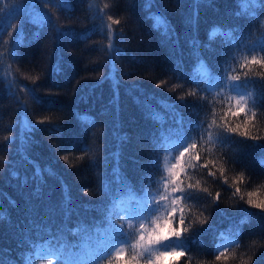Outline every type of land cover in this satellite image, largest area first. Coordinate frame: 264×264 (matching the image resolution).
Masks as SVG:
<instances>
[{"label": "trees", "instance_id": "trees-1", "mask_svg": "<svg viewBox=\"0 0 264 264\" xmlns=\"http://www.w3.org/2000/svg\"><path fill=\"white\" fill-rule=\"evenodd\" d=\"M58 5L59 0H0V210L5 216L0 220V264H25L34 250L22 241L47 240L45 227L53 236L59 230L69 246L75 245L71 248L75 259L96 264L102 249L114 242L111 235L114 225L121 224V207L135 211L144 206L158 189L164 161L175 163L174 157L183 151L182 138L199 139L189 123L210 122L213 101L219 116L227 110V89L223 100L202 91L210 83L208 75L220 77L231 69L230 74L239 72L242 80L244 72L252 76L255 83L242 84L241 90L252 91L257 98L254 123L264 134V79L253 75L264 72V67L248 63L252 55L264 58V10L259 4L68 0V9ZM152 14L167 18L171 38L154 28ZM36 16H48L52 23L39 26L33 22ZM12 24L16 28L9 27ZM109 24L111 42L119 49L111 56ZM57 26L67 35L58 36ZM217 27L226 35L210 39ZM56 65L61 71H55ZM31 77L38 78L33 82ZM193 89L197 97L186 95ZM231 104L235 110V101ZM44 118L50 122L28 131L27 123ZM244 119L243 113L227 117L233 126ZM8 136L13 139L5 140ZM122 137L127 140L122 142ZM261 145L264 140L232 136L209 155L198 143L194 151L202 153L201 163L216 161L209 165L216 177L200 169L195 178L213 195L219 192L220 200L207 205L208 224L190 230L186 241L190 251L179 264H187L189 258L191 264H241L249 256L251 264H264V212L245 202L249 191L258 193L254 199H264ZM86 146L87 153L82 151ZM188 158L186 154L184 159ZM43 169L52 174L35 178L34 173ZM241 173L244 181L233 183ZM183 179L189 182L187 176ZM237 186L244 200L233 196ZM245 217L247 223L240 225ZM237 227L240 247L235 256L229 249L216 262L220 233L231 237ZM75 228L82 231L73 234L70 230ZM125 231L132 230L125 225ZM41 258L56 259L45 253L33 264Z\"/></svg>", "mask_w": 264, "mask_h": 264}, {"label": "snow or ice", "instance_id": "snow-or-ice-1", "mask_svg": "<svg viewBox=\"0 0 264 264\" xmlns=\"http://www.w3.org/2000/svg\"><path fill=\"white\" fill-rule=\"evenodd\" d=\"M250 5L259 4L261 10H264V0H245ZM59 7L68 9V0H59ZM108 5L105 4L104 8ZM151 7V4H149ZM102 11V10H101ZM234 15H239L234 13ZM151 19L154 21V28L162 30V34L166 37L171 38L173 30L171 29L167 18L163 14H152ZM107 19L112 23H119L118 20H113L112 16H108ZM39 26L52 23L51 18L48 16H36L34 21ZM11 28H16V25H9ZM3 29H0L2 32ZM58 36L67 35L59 26L56 27ZM107 34L109 36L108 54L111 56L114 52H119V49L111 42L113 35L111 24L107 25ZM217 34L226 35L220 28H214L209 35L212 39ZM231 33L228 32L227 35ZM38 38V33L36 34ZM193 47H196L195 42ZM261 50H264L262 45ZM248 63L252 65H260L264 67V58H258L257 55H252ZM244 67V65H241ZM55 71H61L59 65H56ZM231 69L226 71V74L220 77H214L208 75L210 80L207 88L202 91L216 94V97L224 99V90L227 89L229 95L226 100L229 106L226 111L223 112L222 116H219L215 109V101L212 102V119L209 121L202 120L199 123H189V129H193L197 132L199 139L196 137H190L183 139V142L179 143V146L183 148V151L179 152L178 156L174 157L175 163H171L170 167L166 169L167 175H162L160 180L157 181L158 189L150 200L147 201L146 210H142L135 216L128 217L127 227L132 231L126 232L125 225L123 223L118 226L114 225L112 230L111 238L115 242L111 245L112 252H109L107 256H111L114 253L115 264H179V260L182 257H186L190 249L187 246L186 241L190 238V230H193L198 225L200 228L207 225L210 219V213L205 216L207 211V205L209 203L215 204L220 200V193L216 192L213 195L207 187H201V180L195 178V174L200 169L207 170V175L215 178L216 172H214L209 165H215L216 161L206 159L201 163L202 153L200 151H194L197 149L198 143L203 148V151L209 155L212 154V150L215 146L220 145L221 147L226 146V141L232 136H239L245 140H264V134H260L257 129V124L254 123L257 119L258 112L256 97L253 96L252 91H243L242 84L247 85L249 83L254 84L255 81L248 72L243 73V80L241 74L238 72L236 75H231ZM253 75L260 76L264 79V72L254 73ZM38 77H31L33 82ZM164 82L161 81L157 86H162ZM176 86H173L172 91L175 90ZM220 89V91H217ZM186 95H192L197 97L198 93L196 89L190 91ZM184 95L180 96L181 101L184 100ZM33 99L35 97L33 96ZM201 101L205 100V96H199ZM235 101V110H233L231 101ZM245 115V119L242 123H237L235 126L227 121L229 114L233 117H239L241 114ZM250 113V115H249ZM219 116V121L217 117ZM152 119L156 120L158 117L156 114H152ZM50 122L49 118H44L36 122V124L27 123L26 128L29 132L37 130L39 124ZM179 123L183 124V118L181 117ZM56 131H60L57 126ZM161 136H165V133H161ZM11 136L5 137V140L11 141ZM122 142L127 140V137H122ZM188 139L191 142H188ZM264 147V145H261ZM83 152L87 153L90 149L86 146ZM188 154V160H185V155ZM61 159L68 161L67 156L60 157ZM264 163V161H262ZM191 169V172L189 171ZM219 172L221 175L224 173V168L220 167ZM44 173L52 174L50 169H43L42 171H36L34 173L35 178L42 179ZM184 176L188 177L189 182H185ZM18 177V174L16 176ZM244 181L243 173L240 174L238 180H234L233 183H240ZM225 183L227 179L225 178ZM200 193L206 195L201 196ZM239 194V199L244 200V195L241 194V188L235 187L233 196ZM37 197L40 196V192L37 191ZM258 196V193L249 191L247 192V200L245 201L251 207L260 209L264 212V199H254L253 197ZM209 198H211L209 200ZM65 200H71L70 195L65 196ZM194 202V203H193ZM194 209L198 210L196 214ZM187 210V211H186ZM67 215V212L65 213ZM5 218L3 210H0V220ZM133 221H136L133 224ZM240 225L247 223V217L242 219ZM44 231L48 236L47 240L32 241L31 238L22 243H27L34 250L33 254L25 257V264H33L34 259L42 257L43 254L55 257L57 264H85L83 258L75 259V253L71 252V248L75 245L69 246L65 238L59 234L57 230V236L52 235V229L45 227ZM73 234H78L82 231L81 228H75L70 230ZM123 235L125 238L120 239ZM240 228L237 227L236 231L231 237H227L225 233H220L219 243H217L215 251L218 253L215 256V261L219 262L222 258H225V254L232 249V255L235 256L236 249L240 247L239 242ZM87 239L85 237V243L83 247H87ZM61 241H64L63 243ZM193 243H199L197 240H193ZM65 249H68V253H65ZM107 256L96 257V264H100V261L107 259ZM47 264H53L52 260H48ZM108 264H112L111 260H108ZM187 264H191V259L187 261ZM241 264H251V256L248 257L247 261L241 260Z\"/></svg>", "mask_w": 264, "mask_h": 264}, {"label": "rangeland", "instance_id": "rangeland-1", "mask_svg": "<svg viewBox=\"0 0 264 264\" xmlns=\"http://www.w3.org/2000/svg\"><path fill=\"white\" fill-rule=\"evenodd\" d=\"M168 167H170V163H169V160L167 159V160L164 161V175H167L168 174L167 171H166V169ZM128 217H129V215L126 214L125 212H123V215H121V218L123 219V223L124 224H127L128 223ZM135 223H136V221H133V224H135ZM111 251H112V248H111ZM109 260L112 261V264H115V256H114V253L110 256V259ZM42 264H47V263H42ZM53 264H55V263L53 262ZM107 264H108V262H107Z\"/></svg>", "mask_w": 264, "mask_h": 264}]
</instances>
